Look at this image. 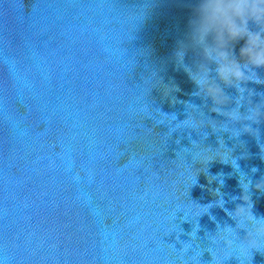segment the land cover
Segmentation results:
<instances>
[{
    "label": "clouds",
    "instance_id": "1",
    "mask_svg": "<svg viewBox=\"0 0 264 264\" xmlns=\"http://www.w3.org/2000/svg\"><path fill=\"white\" fill-rule=\"evenodd\" d=\"M185 2L192 8V16L186 38L179 42L174 53L177 68L182 69L195 85L194 95L205 101L211 100L210 111L227 117L231 123L249 121L259 124L264 120V92H256L249 88L248 84L264 85V76L257 71L264 69V0H185ZM241 40L244 43L237 54L235 46ZM190 51L195 58L191 63H185V57ZM226 89H235L237 95L230 96ZM165 90L167 95L179 89L165 86ZM254 96L260 98L258 103H253ZM233 101L235 107L225 110ZM242 105L247 106L243 114L240 111ZM192 106L195 112L199 111L195 105ZM198 120L195 116L192 117V129H197ZM243 131L253 132V129L250 124H246ZM221 148H224V145L220 144L215 153L210 148H204L212 155L203 159L199 156L196 160L204 167L193 171L194 184L197 182L198 172L207 170L209 162L216 158L225 164L230 162L233 168L238 170L236 160L227 152L221 155L219 151ZM252 171L255 172L256 169L253 168ZM222 175L209 176L212 177L209 182L218 180L220 185H223ZM251 185V180L246 182V177L240 174V186L245 193L241 198L245 206H237L234 212L229 213L239 227L242 228L249 223L253 226L245 238L247 245L241 248L240 256L243 259L238 257L240 264H251L249 250L262 251L252 236L264 237V218L256 219L251 212L252 204L247 195ZM255 188L264 192V180L256 183ZM213 194L221 197L219 188ZM214 203L222 208L224 206L222 197ZM212 206L213 204H209L203 208L207 209V213ZM231 230L228 226L223 228L227 233ZM228 246H231L230 242Z\"/></svg>",
    "mask_w": 264,
    "mask_h": 264
}]
</instances>
